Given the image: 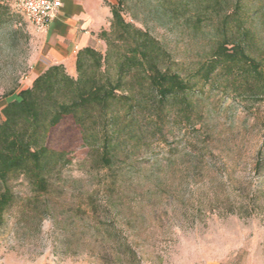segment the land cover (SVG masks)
<instances>
[{
    "label": "rangeland",
    "instance_id": "obj_1",
    "mask_svg": "<svg viewBox=\"0 0 264 264\" xmlns=\"http://www.w3.org/2000/svg\"><path fill=\"white\" fill-rule=\"evenodd\" d=\"M126 3V19L193 71L208 59L217 18L198 28L156 1ZM245 3L247 24L264 37V0ZM37 34L11 0H0V119L26 85ZM199 88L204 115L195 129L170 125L161 135L149 126L113 170L97 167L65 117L49 145L73 161L39 203L28 200L26 180L10 181L16 203L0 219V264H264V98L236 95L221 77Z\"/></svg>",
    "mask_w": 264,
    "mask_h": 264
},
{
    "label": "trees",
    "instance_id": "obj_2",
    "mask_svg": "<svg viewBox=\"0 0 264 264\" xmlns=\"http://www.w3.org/2000/svg\"><path fill=\"white\" fill-rule=\"evenodd\" d=\"M153 1L172 19L198 28L218 19L208 59L193 71L147 28L126 19V0L110 2V27L98 34L104 50L96 43L81 49L75 75L62 64L50 66L2 109L0 219L16 203L11 180H26L28 200L39 203L72 163L70 151L49 145L65 117L79 128L97 167L107 171L149 126L161 135L170 125L195 129L204 115L201 84L221 77L236 95L264 98V37L247 24L245 0Z\"/></svg>",
    "mask_w": 264,
    "mask_h": 264
},
{
    "label": "crops",
    "instance_id": "obj_3",
    "mask_svg": "<svg viewBox=\"0 0 264 264\" xmlns=\"http://www.w3.org/2000/svg\"><path fill=\"white\" fill-rule=\"evenodd\" d=\"M106 1L114 3V0H61L59 13L48 31L37 34L38 50L22 89L30 87L37 76L55 64H62L71 75L76 74L78 52L94 44L101 30L110 24L111 11ZM37 264L56 263L42 260Z\"/></svg>",
    "mask_w": 264,
    "mask_h": 264
},
{
    "label": "built area",
    "instance_id": "obj_4",
    "mask_svg": "<svg viewBox=\"0 0 264 264\" xmlns=\"http://www.w3.org/2000/svg\"><path fill=\"white\" fill-rule=\"evenodd\" d=\"M13 6L23 13L39 33H46L57 17L61 0H11Z\"/></svg>",
    "mask_w": 264,
    "mask_h": 264
}]
</instances>
